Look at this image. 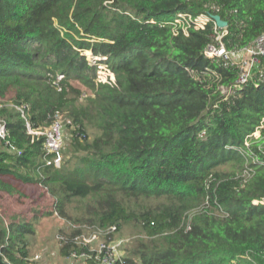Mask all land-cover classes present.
<instances>
[{"label":"trees","instance_id":"trees-1","mask_svg":"<svg viewBox=\"0 0 264 264\" xmlns=\"http://www.w3.org/2000/svg\"><path fill=\"white\" fill-rule=\"evenodd\" d=\"M221 30L226 50L247 46L264 0H0V264H31L28 236L53 215L59 255L87 264L77 236L111 225L125 264H264V55L236 84L204 55ZM61 116L56 165L29 129Z\"/></svg>","mask_w":264,"mask_h":264},{"label":"built area","instance_id":"built-area-1","mask_svg":"<svg viewBox=\"0 0 264 264\" xmlns=\"http://www.w3.org/2000/svg\"><path fill=\"white\" fill-rule=\"evenodd\" d=\"M184 19L185 27L203 29L206 23L212 19V17L206 13H201L196 17H191L180 13L173 21L175 24H181L184 22ZM224 32L225 30H221L217 33L216 42L206 46L204 55L208 58H222L230 65L236 66L240 70L236 84L243 83L246 81L252 66L257 62L258 56L264 55V32L258 35L247 46L236 52H231L225 49L221 41V36L224 34ZM61 77L62 75H57L52 82L56 84V82H58ZM109 79L110 78H107V80ZM110 80H114V77ZM29 132L38 135L42 134L45 136L44 146L48 152L50 151L56 154L54 163L58 165L61 158L60 149L63 142V139L61 140V121L56 118L49 127L39 131H33L29 129ZM256 133L258 134V132ZM4 135L5 127L4 125L0 124V137H4ZM115 230L116 227L112 225L107 228L93 227L78 235L76 242L79 245L87 246V250L94 254V258L98 260V264H125L123 260V252L121 250V245L125 239L119 236L111 238L110 234ZM70 256L73 258L77 257L75 251L72 252ZM37 257L38 256H35V258Z\"/></svg>","mask_w":264,"mask_h":264},{"label":"rangeland","instance_id":"rangeland-1","mask_svg":"<svg viewBox=\"0 0 264 264\" xmlns=\"http://www.w3.org/2000/svg\"><path fill=\"white\" fill-rule=\"evenodd\" d=\"M97 73L98 78L103 81L107 80V78H113V74L107 69L105 64L98 65ZM58 119L61 121L62 125L61 140L64 139V149H67V141H65V138L67 137V124L69 121L65 120L63 116L59 117ZM255 134L257 133L255 132ZM20 187L28 194L32 193L29 187ZM66 224L67 222L63 220V218H59L56 215L40 218L37 222H35L34 233L28 236L30 241V257L32 259L31 264H87L80 259L72 260L68 257L64 258L59 255V245L57 243L56 236L58 235L60 229L66 228ZM120 233L123 235V237L128 238V240L130 239V241H128L123 248L124 253L128 254L130 249H132V247L135 245V241L138 239V235H140V233H138L132 225L125 227L122 231H120ZM35 256L38 257L35 258Z\"/></svg>","mask_w":264,"mask_h":264},{"label":"water","instance_id":"water-1","mask_svg":"<svg viewBox=\"0 0 264 264\" xmlns=\"http://www.w3.org/2000/svg\"><path fill=\"white\" fill-rule=\"evenodd\" d=\"M212 19L215 22L217 27H219V28L226 27V22L223 21L218 15H212Z\"/></svg>","mask_w":264,"mask_h":264}]
</instances>
